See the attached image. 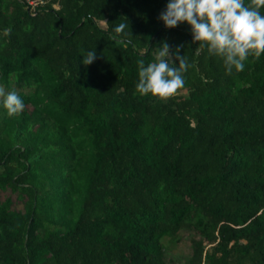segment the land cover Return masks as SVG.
<instances>
[{
    "label": "trees",
    "instance_id": "1",
    "mask_svg": "<svg viewBox=\"0 0 264 264\" xmlns=\"http://www.w3.org/2000/svg\"><path fill=\"white\" fill-rule=\"evenodd\" d=\"M165 4L0 0V82L25 104L0 107V189L23 201L0 198V264H172L183 231L185 264H264V52L226 74ZM163 41L184 86L141 95Z\"/></svg>",
    "mask_w": 264,
    "mask_h": 264
},
{
    "label": "clouds",
    "instance_id": "2",
    "mask_svg": "<svg viewBox=\"0 0 264 264\" xmlns=\"http://www.w3.org/2000/svg\"><path fill=\"white\" fill-rule=\"evenodd\" d=\"M264 0H166L159 13L166 27L180 22L190 25L192 40L199 48L206 49L210 56L222 60L224 71L231 74L242 71L250 55L264 52ZM123 21L112 26L116 34L127 35ZM7 34V30H5ZM176 46L170 54V45L163 41L155 46V59L137 61L135 90L141 95L151 94L166 98L177 92L185 83L183 73L189 67L186 57ZM175 57V59H173ZM96 58L95 49H89L82 56L84 64ZM23 97L15 88L6 90L0 85V107L9 115L24 108Z\"/></svg>",
    "mask_w": 264,
    "mask_h": 264
},
{
    "label": "rangeland",
    "instance_id": "3",
    "mask_svg": "<svg viewBox=\"0 0 264 264\" xmlns=\"http://www.w3.org/2000/svg\"><path fill=\"white\" fill-rule=\"evenodd\" d=\"M34 2L39 0H33ZM42 1V0H41ZM0 85L4 86L6 90V86L0 82ZM7 197H11L13 199V208L22 209L23 208V201L20 200L17 196V193L12 192L10 189L1 190L0 189V198L2 200L6 199ZM189 234L188 232L183 231L181 233V239L178 243H174L170 241V238L165 237L164 243L168 246V252L173 255L174 262L172 264H185V255L189 251Z\"/></svg>",
    "mask_w": 264,
    "mask_h": 264
},
{
    "label": "built area",
    "instance_id": "4",
    "mask_svg": "<svg viewBox=\"0 0 264 264\" xmlns=\"http://www.w3.org/2000/svg\"><path fill=\"white\" fill-rule=\"evenodd\" d=\"M30 4L37 5L39 1L34 2L33 0H29Z\"/></svg>",
    "mask_w": 264,
    "mask_h": 264
}]
</instances>
